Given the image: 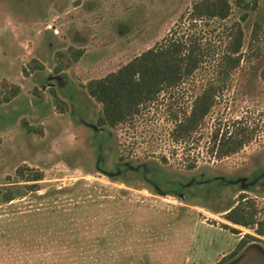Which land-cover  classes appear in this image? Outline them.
I'll return each instance as SVG.
<instances>
[{
    "label": "rangeland",
    "instance_id": "374dc122",
    "mask_svg": "<svg viewBox=\"0 0 264 264\" xmlns=\"http://www.w3.org/2000/svg\"><path fill=\"white\" fill-rule=\"evenodd\" d=\"M40 1L39 14V0H0V191L15 187L13 200L0 201V264H214L243 233L255 236L222 214L243 192L264 221V51L240 60L185 142L170 139L171 114L179 117L210 79L207 67L111 127L96 125L100 106L84 84L172 28L220 44L238 21L245 54L253 23L264 32V0H247L245 9L230 0L222 21H190L197 0ZM55 72L63 85L42 91ZM12 88L16 94L2 101ZM235 121L251 130L250 141L214 157L210 132ZM21 164L42 172L35 191L15 177Z\"/></svg>",
    "mask_w": 264,
    "mask_h": 264
},
{
    "label": "trees",
    "instance_id": "16d2710c",
    "mask_svg": "<svg viewBox=\"0 0 264 264\" xmlns=\"http://www.w3.org/2000/svg\"><path fill=\"white\" fill-rule=\"evenodd\" d=\"M229 1L197 0L188 12L189 19L195 21L215 18L222 21L228 16ZM231 3L245 9L249 1L231 0ZM245 15V12L242 13L240 20L244 21ZM260 28L257 22L253 23L245 54L241 51L243 30L238 21L225 28L220 44L212 41L201 42L195 35L183 37V31L176 32L172 28L159 42L116 70L85 82L86 94L100 106L96 125L111 127L130 120L139 113L142 106L154 101L162 89L173 88L197 69L207 67L210 79L192 97L179 117L176 112L171 114L173 126L169 130L170 139L175 142L187 141L202 123L219 92L225 88L231 72L239 65L240 60L255 58L264 51V32ZM73 55L76 59L79 51H75ZM206 61H209L207 65ZM261 76L264 79V69ZM15 94L16 88H12L2 101H8ZM21 125L27 133H36L38 130V127L28 125L25 121ZM218 129L210 132L207 146L208 152L216 158L237 152L252 137L251 130L238 121L232 122L230 128L228 126L220 131ZM14 175L29 191L37 189V181L43 176L40 170L24 164L14 169ZM221 181L222 179L219 180ZM228 182L227 180L225 183ZM14 190L15 187L6 186L0 191L1 203L13 200ZM222 218L230 224L253 227L255 236L243 233L234 248L214 264H264V240L261 239L264 237V221L256 218L255 209L243 192L237 194L235 204L225 210ZM221 225L235 231L225 223ZM93 257L87 255V263H91ZM80 263L85 264L86 261Z\"/></svg>",
    "mask_w": 264,
    "mask_h": 264
},
{
    "label": "flooded vegetation",
    "instance_id": "af4514ba",
    "mask_svg": "<svg viewBox=\"0 0 264 264\" xmlns=\"http://www.w3.org/2000/svg\"><path fill=\"white\" fill-rule=\"evenodd\" d=\"M52 1V0H51ZM87 1H90V0H87ZM92 2V1H91ZM85 3H87V2H85ZM37 7V9L39 10L40 9V7H41V1L39 0V3H38V5L36 6ZM39 14H40V10H39ZM47 33H48V36H47V38L49 39L48 40V42L46 43V45L48 46V48L49 49H51V46H52V37H53V35L51 34V31H46ZM47 33H46V35H47ZM74 42H76V43H81V42H85V39L82 41V40H80V41H74ZM59 72V71H58ZM58 72H55V73H53V74H49L48 76H46V82H45V84L43 85V90L42 91H45L46 89L48 90V91H53L52 90V87L56 84V85H58L59 86V84H62V83H64L63 81H62V76H58ZM51 81H55V83H52ZM62 81V82H61ZM63 85V84H62ZM61 85V86H62ZM118 171L120 172V169H118ZM102 172H104V171H102ZM218 180H220V179H218ZM150 184H152V187L154 188V189H157V185L154 183V182H151Z\"/></svg>",
    "mask_w": 264,
    "mask_h": 264
},
{
    "label": "water",
    "instance_id": "95a60500",
    "mask_svg": "<svg viewBox=\"0 0 264 264\" xmlns=\"http://www.w3.org/2000/svg\"><path fill=\"white\" fill-rule=\"evenodd\" d=\"M92 130H95L96 129V126L92 125V124H89L88 125ZM105 173V172H104ZM109 175V174H108ZM219 179H221V177H219ZM235 181H240V183H242L244 181V178H238L236 179ZM230 182V181H229ZM228 182V183H229Z\"/></svg>",
    "mask_w": 264,
    "mask_h": 264
}]
</instances>
